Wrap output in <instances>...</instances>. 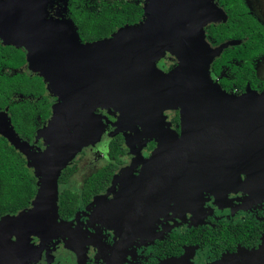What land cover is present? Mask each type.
<instances>
[{
    "label": "water",
    "instance_id": "95a60500",
    "mask_svg": "<svg viewBox=\"0 0 264 264\" xmlns=\"http://www.w3.org/2000/svg\"><path fill=\"white\" fill-rule=\"evenodd\" d=\"M0 0V40L22 48L29 72L57 97L47 125L38 132L46 148L22 141L6 113L0 136L33 169L36 193L29 206L0 218V248L26 249L31 236L57 228V179L73 157L100 137L97 108L129 126H140L157 146L144 161L133 193L141 208L158 206L165 191L180 195L192 181L239 177L264 166V92H223L209 75L222 51L239 42L211 47L208 24L227 16L213 0H144L142 19L108 38L81 43L71 20L45 18V0ZM168 55V72L157 63ZM165 110H178L180 134L159 124ZM127 129V128H126Z\"/></svg>",
    "mask_w": 264,
    "mask_h": 264
},
{
    "label": "flooded vegetation",
    "instance_id": "af4514ba",
    "mask_svg": "<svg viewBox=\"0 0 264 264\" xmlns=\"http://www.w3.org/2000/svg\"><path fill=\"white\" fill-rule=\"evenodd\" d=\"M100 1L45 0V18L53 22L71 20L81 41L86 43L73 18L74 12L79 6L92 11ZM213 1L228 20L220 0ZM239 3L264 30L247 0ZM219 24L223 23L208 24L205 35L209 26ZM206 41L211 47L239 42L225 48L209 68L212 82L223 92L237 97L247 89L264 92L261 85L252 88L249 81L244 87L234 83L239 71L249 64L257 84L264 85V75H258L256 67L264 53L248 59L223 57L226 50L242 47L246 37H230L217 45H212L207 36ZM217 61L218 72L213 69ZM176 64L166 55L157 66L168 72ZM0 78L13 81L21 90L10 95L0 114L6 113L21 140L34 143L43 151L44 140L35 143V137L47 125L57 97L48 93L42 78L30 75L26 52L1 40ZM40 99L42 102L38 103ZM25 101L36 102L29 113L30 125L17 130L10 105ZM95 115L100 137L94 145L81 149L57 179L56 230L30 237L29 249H43L36 264H264V166L247 168L238 178L222 173V178L212 182L192 181L177 195L181 198L172 196L171 191L154 192L159 205L141 208V203L131 198L140 190L138 177L157 142L149 140L140 126L129 130L130 125L123 123L124 130H116L113 124L118 115H110L107 109L97 108ZM158 122L180 134L178 110H165Z\"/></svg>",
    "mask_w": 264,
    "mask_h": 264
},
{
    "label": "trees",
    "instance_id": "16d2710c",
    "mask_svg": "<svg viewBox=\"0 0 264 264\" xmlns=\"http://www.w3.org/2000/svg\"><path fill=\"white\" fill-rule=\"evenodd\" d=\"M141 3L143 0H102L98 8L92 11L79 6L73 18L83 33V39L88 42L98 41L108 38L116 29L124 25L138 23L143 15ZM220 5L225 7L228 20L226 23L211 25L207 28L206 36L211 44L217 45L230 37H246L247 41L242 47L226 50L223 57L237 56V58L248 59L264 53V30L246 13L239 0H220ZM80 42L83 43L81 39ZM219 66L220 62L217 61L213 69L218 72ZM252 72L248 64L239 71L234 83L244 87L249 81L252 88L261 85L263 89L264 85L257 84ZM14 92H21V90L16 89L13 81L0 78V108L7 104L8 98ZM38 93L41 95L43 90L40 88ZM41 102L42 99L38 101V103ZM33 103L25 101L10 105L13 124L17 130L30 125L29 113L32 111ZM35 193L36 180L27 168L25 159L0 136V218L27 208Z\"/></svg>",
    "mask_w": 264,
    "mask_h": 264
},
{
    "label": "rangeland",
    "instance_id": "374dc122",
    "mask_svg": "<svg viewBox=\"0 0 264 264\" xmlns=\"http://www.w3.org/2000/svg\"><path fill=\"white\" fill-rule=\"evenodd\" d=\"M247 3L249 5H251L250 10H251L252 15L256 18V20L260 24H262L264 26V0H247ZM141 4L143 6L144 0H143V3H141ZM259 62H261V63H259ZM263 62H264V57L259 59V61L257 62L259 64H258V66H256L257 67V73H258V75H261V76L264 75V63ZM113 127L116 130H124L121 122L118 119L113 124ZM40 139L43 140L42 138H39L38 134H37L35 137V143ZM29 145L32 146L34 149H36V148L40 149L34 143H29ZM28 169H30V171L33 175V169L32 168H28ZM12 242H13V245L11 246L12 254H11L9 259H7V255L0 248V264H36L43 254L42 248H31V249H29V247H27L26 249H23L21 247H18V244L15 243V239L14 240L12 239Z\"/></svg>",
    "mask_w": 264,
    "mask_h": 264
}]
</instances>
